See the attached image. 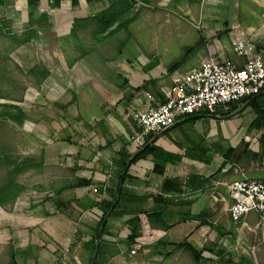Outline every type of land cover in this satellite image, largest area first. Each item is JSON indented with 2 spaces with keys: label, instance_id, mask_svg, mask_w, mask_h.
<instances>
[{
  "label": "crops",
  "instance_id": "1",
  "mask_svg": "<svg viewBox=\"0 0 264 264\" xmlns=\"http://www.w3.org/2000/svg\"><path fill=\"white\" fill-rule=\"evenodd\" d=\"M236 30L264 61V0H0L23 166L0 205L6 264H264V220L228 212L230 183L264 181V91L133 140L132 111L164 102L173 73L245 64Z\"/></svg>",
  "mask_w": 264,
  "mask_h": 264
},
{
  "label": "built area",
  "instance_id": "2",
  "mask_svg": "<svg viewBox=\"0 0 264 264\" xmlns=\"http://www.w3.org/2000/svg\"><path fill=\"white\" fill-rule=\"evenodd\" d=\"M231 48L245 57L242 67L222 63L211 55L198 68L173 73L172 84L163 88L164 102L132 111L136 125L133 140L143 145L149 134L166 130L180 118L201 110L215 113L220 107L263 92L264 61L254 41L236 30ZM228 192V212L233 220H241L250 211L258 212L264 220V181L236 180L229 184ZM140 245L135 243L130 252L135 253Z\"/></svg>",
  "mask_w": 264,
  "mask_h": 264
},
{
  "label": "rangeland",
  "instance_id": "3",
  "mask_svg": "<svg viewBox=\"0 0 264 264\" xmlns=\"http://www.w3.org/2000/svg\"><path fill=\"white\" fill-rule=\"evenodd\" d=\"M1 102L2 101H0V184L6 182L10 178H15L17 180L19 174H15L12 171L22 162L21 157L18 156L15 150L14 134L16 132V125L12 123V119L10 122H4L5 110L1 108ZM8 253V248L0 245V264H6L8 262Z\"/></svg>",
  "mask_w": 264,
  "mask_h": 264
},
{
  "label": "trees",
  "instance_id": "4",
  "mask_svg": "<svg viewBox=\"0 0 264 264\" xmlns=\"http://www.w3.org/2000/svg\"><path fill=\"white\" fill-rule=\"evenodd\" d=\"M18 121L21 122V120ZM21 167L23 166L18 164L12 172L18 174L22 169ZM22 190L23 186L15 178H10L6 182L0 184V205L13 202ZM10 255L12 259V252Z\"/></svg>",
  "mask_w": 264,
  "mask_h": 264
}]
</instances>
